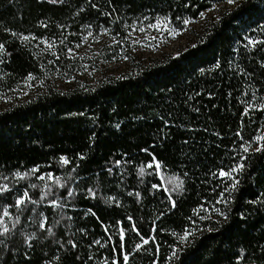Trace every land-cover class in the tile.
Segmentation results:
<instances>
[{
	"label": "trees",
	"instance_id": "1",
	"mask_svg": "<svg viewBox=\"0 0 264 264\" xmlns=\"http://www.w3.org/2000/svg\"><path fill=\"white\" fill-rule=\"evenodd\" d=\"M157 18L176 28L186 26L184 19L201 20L202 27L175 55L135 63L90 87L46 85L0 109V177H8L0 178V184H14L12 192L0 194V211L32 183L39 187L30 192L39 198L44 190L40 173L18 183L12 179L16 171L36 165L65 184L61 188L46 181L54 194L47 199L67 202L63 209L47 199L37 206L53 227L54 235L47 238L26 212L6 241L7 249L0 246V264H104L101 256L111 261L119 253L117 221H124L129 249L140 242L133 223L141 235L155 238L129 264H264V149L255 151L264 141H254L255 135H264V111L255 107L264 102V45L246 47L250 37L264 40V0H0V43L6 49L0 52V95L15 90L29 73L44 79L69 69L66 49L88 31L87 24L97 33L107 27L112 36L124 37L130 25ZM5 28L56 42L59 59L43 51V40L25 42ZM249 105L254 107L246 112ZM249 140L253 143L245 170L237 174L238 188L225 193V199H234L221 203L219 193L231 181L211 173L238 162L245 155L239 146ZM152 153L163 162L164 175L184 181L183 191L172 194L175 207L163 187H152L173 181H161L147 168L140 174ZM62 155L69 164H62ZM66 188L74 190L71 198ZM217 207L228 212L227 220L215 212ZM185 229L193 235L182 243ZM33 231L37 236L29 247L25 240ZM69 239L77 248L67 245ZM94 239L102 244L89 248ZM172 251L178 254L169 260Z\"/></svg>",
	"mask_w": 264,
	"mask_h": 264
},
{
	"label": "snow or ice",
	"instance_id": "2",
	"mask_svg": "<svg viewBox=\"0 0 264 264\" xmlns=\"http://www.w3.org/2000/svg\"><path fill=\"white\" fill-rule=\"evenodd\" d=\"M54 3H64V0H53ZM236 0H229V3H235ZM109 3H111V0H109ZM93 8H99V5L97 4H92ZM83 10V9H81ZM79 14V13H77ZM101 15H105V16H111L112 12L109 11H103L100 13ZM201 15H203V13H201ZM118 19L120 17H117ZM147 19V18H145ZM176 19H181L180 17H177ZM183 24H189L191 21L190 19H184ZM40 25L44 28H47L48 25L46 23H44L43 21H40ZM163 25L164 30L167 31L170 35H176L179 31H181L182 29L180 28H176L174 26H169L168 21L167 20H161L159 18L156 19L155 23L153 24H149L147 25L148 28H156V29H161V26ZM58 27L60 28H64L65 25L60 24L58 25ZM84 27H86L87 29H91L92 28V24H87ZM132 28L133 31H135V26H129ZM5 31H9L11 32L12 36H16L19 39H21L22 41H30V40H43V42L45 44L48 45V49L47 50H52V54L53 56H55L57 59H59V54L58 52L55 51V45L46 37H37L34 33H28L27 35L23 34V33H17L15 31H12L11 29H7L5 28ZM111 29L110 28H103L102 29V34L103 33H110ZM139 31L141 33H144L146 31L145 27L141 26L139 28ZM262 31H264V29H262ZM88 37H92L94 40L97 39V36H94L92 31H88L87 32V36H84L83 34H81V38L84 39L85 41H87ZM158 37L155 36H146L145 39H152L155 40ZM66 39V37H65ZM61 44L63 43V40L59 41ZM114 43H119V41L115 40V38L113 39ZM133 43H140L139 40H134ZM257 45H264V40H260L254 37H250L249 38V43L248 45H246V47H251V48H255ZM77 47H79V45H77ZM2 51H6L5 49V44L4 43H0V52ZM68 54H73L74 49L73 48H68ZM75 58V56L73 55V59ZM125 59H127V57H125ZM3 61L0 60V63H2ZM55 60H51L49 61V64H54ZM43 67V65H41ZM216 67H220L219 63H217ZM241 71H243V69H241ZM29 78L34 79L35 77H33V75L31 73H29ZM254 107L253 105H249L248 108L245 109V111L247 112L249 108ZM255 107H258L260 110L264 111V102H258L257 105H255ZM119 124L116 125L117 128H119ZM241 140L243 141V136H241ZM254 141H264V135H255L254 136ZM253 143V140H249L247 142L241 143V145L239 146L242 150L243 153L245 155L242 156V158H240L238 160V162H236L233 166L229 167L227 171H225V169L223 167L217 169L215 172H212L211 175L213 176H217V174L220 177H223L225 180H230L231 183L230 184H225V187L223 189V191H221L219 193V199L221 203L224 204H228L232 199H234V197L229 196L227 199H225V193L229 192V191H236L239 185V180L237 179V174L242 173L245 170V166H246V161L248 159V156L246 155L249 151V149L251 148ZM264 149V144H261L260 147L256 148L255 151L256 152H261V150ZM145 152L148 151V149H144ZM81 159H83V154H81L80 156ZM60 161L62 162V164L67 165L70 163V160L67 156H61ZM117 164L121 163L120 161H116ZM162 164L163 162L161 160H159L155 153L151 154V159L147 161L146 164L142 165L140 168V174L144 175L145 173V168L147 169H151L152 172L150 174H156L160 176V180L161 181H166V180H171L173 181V185H169L167 183H156L153 184L152 187L159 189L161 187L164 188L165 191L168 192V199L170 200L171 203V207H175L176 206V200L172 198V194L173 192H177V191H183L184 189V181L180 178V176L176 175V176H172V177H168L166 175L163 174V170H162ZM153 165H155V168H153ZM36 173H40L37 176V179L41 182H43V188L44 190L41 191L39 193V198L34 199V193L30 192V189H37L39 187L38 184L36 183H32L29 185V187H25L23 189V191L21 193H19L18 195H16L14 197V204H8L6 206L3 207L2 211H0V246H3L5 249H7V243L6 241L8 239H10L12 236L15 235V232L18 231V225L21 224V218L24 216V214L26 212L31 213V215H28L26 217V219L28 221L32 222V225L35 226L37 231L43 230V232L47 233V237L53 236L54 235V231H53V227L50 226L48 224V220L49 217L47 215H45L43 212H38L37 210V206L41 205L45 202V200L50 197L53 196V192L51 191L53 185L47 183L46 181H53L55 185H57L58 187L61 188H65V184L60 182V177L56 176L54 173L52 172H41L40 171V166L36 165L34 166L32 169L30 170H25V171H16L13 174V180L18 183L20 180L25 179L26 177H28L29 175H34ZM184 175H187V173H185ZM2 179H4L5 181H8V177L4 176V177H0ZM79 177H77L78 179ZM10 184H12L11 181L9 182H5L3 184H0V194L6 193V192H12L13 188H14V184L12 186H10ZM170 189V190H169ZM67 191V196L69 198H71L74 195V190H69L66 188ZM93 196H95V192H93L91 189L88 190ZM213 191H215V189H213ZM132 193H129V195H131ZM137 196H139L140 194L137 192L136 193ZM115 199V198H113ZM259 201H253V203H258ZM47 203L49 205H51L53 208H60L63 209L65 207H67V202L63 201L60 197H56L53 199H47ZM29 205H32V207H29ZM15 208L16 211L15 213L13 211H10L11 208ZM200 208H203V205L199 206ZM91 211V210H89ZM215 212L219 214L220 217H223L224 220L228 219V212L227 211H221L220 208H215ZM197 214H199V212L197 211ZM93 215H95V213L93 212ZM160 215H163V213H161ZM241 215H243V213H241ZM63 219V217H61ZM204 219H207L208 217H203ZM69 220L72 219V217H68ZM132 217L128 216L127 220L132 221ZM191 219V218H190ZM59 223V222H57ZM118 227V235H117V240L119 241L118 245H116V247L119 249V253L118 255L114 254L112 256L111 261L107 258V257H103L101 256V259L103 260L104 264H121V261L123 262V264H129L130 259H134L135 255L143 249V247L145 245H147L149 243L150 240H154V237H144L143 235L140 234V230L136 227L135 223H133L131 225V230L134 231L137 236L139 237V243H133L132 248L129 249L127 247L128 244V237H127V230L124 227V221H117L116 222V226ZM104 230L105 232H109V226L108 225H104ZM211 230V229H209ZM37 231H33L31 232V234L26 236V240L25 242L28 243L29 247L32 246V241L33 238H35L37 236ZM80 231L84 232L85 234H87V230L86 229H81ZM42 232V234H43ZM173 235H177V233H173ZM193 235V232L185 229L183 232V235L179 236V240L182 243H185L188 241V238L190 236ZM109 236H111V232H109ZM59 243H61L62 245L65 243L64 241H59ZM67 245H70L71 248L75 249L77 248V242L75 240H67L66 241ZM92 244L95 245H101L102 242L100 239H94L92 241L91 244L88 245L89 248L92 247ZM157 249L159 248V245H156ZM177 251H172L171 256L168 257L169 260H171L172 258L177 256ZM60 259V257L57 255L56 256V260L58 261ZM89 259H94V257L89 256ZM242 259V258H241Z\"/></svg>",
	"mask_w": 264,
	"mask_h": 264
},
{
	"label": "rangeland",
	"instance_id": "3",
	"mask_svg": "<svg viewBox=\"0 0 264 264\" xmlns=\"http://www.w3.org/2000/svg\"><path fill=\"white\" fill-rule=\"evenodd\" d=\"M166 20V19H161ZM201 21V20H200ZM200 21H193L181 27L176 35H170L161 29L148 28L147 25L155 23V21L141 20L137 21L132 26H135V31L130 27L127 29L124 37H114L110 33H97L92 31L97 39L88 37L87 41L80 39L74 45H68V48H73V54H68L69 69L57 70L48 74L44 79L35 77L28 78L22 84L17 86L15 90L0 95V109L9 106L17 101H22L28 98L35 92L45 88L46 85H51L56 89H66L75 85L91 86L95 85L98 80L118 76L134 67L135 63H148L153 58H159L161 55H175L183 48L191 44L192 32L200 30L202 27ZM169 26H174L168 21ZM143 26L146 31L141 33L139 28ZM175 27V26H174ZM87 30L84 31V36H87ZM146 36L158 37L155 40L145 39ZM81 37V36H80ZM119 41L114 43L113 39ZM134 40H139L140 43H133ZM51 41V40H50ZM55 45V51L58 50V44ZM79 45V47H77ZM43 51L52 54V50H47L48 45L43 42ZM68 50V49H66ZM73 55L75 58L73 59ZM127 57V59H125ZM135 68V67H134Z\"/></svg>",
	"mask_w": 264,
	"mask_h": 264
}]
</instances>
